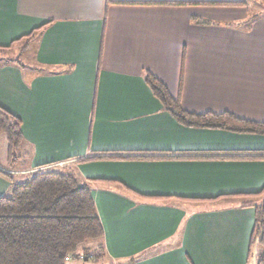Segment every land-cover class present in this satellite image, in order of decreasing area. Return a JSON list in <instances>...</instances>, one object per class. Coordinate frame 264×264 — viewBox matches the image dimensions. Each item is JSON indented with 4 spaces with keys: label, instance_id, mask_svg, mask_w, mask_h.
<instances>
[{
    "label": "crops",
    "instance_id": "0c3cea01",
    "mask_svg": "<svg viewBox=\"0 0 264 264\" xmlns=\"http://www.w3.org/2000/svg\"><path fill=\"white\" fill-rule=\"evenodd\" d=\"M256 3L0 0V46L27 47L0 64V106L24 134L17 162L0 156V197L40 168L63 169L91 189L104 263L250 264L264 159L171 157L264 154V135L180 124L145 72L190 112L264 121ZM138 152L170 158H98Z\"/></svg>",
    "mask_w": 264,
    "mask_h": 264
},
{
    "label": "trees",
    "instance_id": "16d2710c",
    "mask_svg": "<svg viewBox=\"0 0 264 264\" xmlns=\"http://www.w3.org/2000/svg\"><path fill=\"white\" fill-rule=\"evenodd\" d=\"M261 2L264 5V0ZM9 51L10 47L0 46V64L20 63V60L9 56ZM145 80L164 108L184 126L264 135V121L241 118L229 112H190L181 105L178 97L171 94L168 86L150 71L145 72ZM0 134L6 136L8 160L14 164L20 158L24 141L22 121L2 106ZM98 158L117 160L170 157L138 152ZM171 158L250 160L264 159V154L244 152L241 155L204 156L196 153ZM263 194L264 188L253 195ZM103 237L104 229L90 187L77 175L66 170L40 168L24 181L13 182L10 192L0 197V264H72L70 258H80L82 254L84 264L93 258L97 261L95 264H106L103 262ZM255 238L264 245V201L262 205L256 206L252 241ZM91 241L98 243L91 246ZM258 264H264V252Z\"/></svg>",
    "mask_w": 264,
    "mask_h": 264
},
{
    "label": "rangeland",
    "instance_id": "374dc122",
    "mask_svg": "<svg viewBox=\"0 0 264 264\" xmlns=\"http://www.w3.org/2000/svg\"><path fill=\"white\" fill-rule=\"evenodd\" d=\"M256 1L258 2V3H256L257 4L256 7H260V5L264 7V5L261 4L262 3L261 0H256ZM261 11H264V10H261ZM26 50H27V47H25L23 50H21L20 48H17V49L13 48L8 53H9V56L12 58H16V57L19 58L21 55H23V53L26 52ZM23 51H25V52H23ZM7 153H8V144H7L6 136H5V134H0V156H2V155L7 156ZM256 244H257L256 249H254L255 253H253L254 256H252L250 264H258L259 260L261 258V255L264 252V248H262L263 246H262V244H260L259 239L256 240ZM91 254H93V252H91ZM94 260L95 259L93 258V259L89 260L88 262H85V264L97 263V261H94ZM70 261L72 264H84L83 254L81 255L80 258H78V257L70 258Z\"/></svg>",
    "mask_w": 264,
    "mask_h": 264
}]
</instances>
